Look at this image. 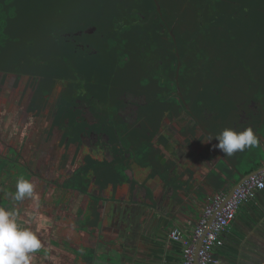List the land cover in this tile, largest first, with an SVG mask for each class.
<instances>
[{
    "label": "flooded vegetation",
    "instance_id": "flooded-vegetation-1",
    "mask_svg": "<svg viewBox=\"0 0 264 264\" xmlns=\"http://www.w3.org/2000/svg\"><path fill=\"white\" fill-rule=\"evenodd\" d=\"M110 1L112 10L101 19L51 30L52 82L42 72L26 76L0 68V207L15 210L41 240L30 264L139 261L136 214L168 183L176 194L182 186L193 188L190 179L202 165L192 148L200 152L203 140L208 152L214 150L204 131L212 134L217 96H233L217 88L216 74L198 61L217 39L197 43V54L190 55L186 38L206 36L197 25L202 18L211 29L232 28L238 22L232 15L242 9L248 19L253 8L246 2L232 10L227 0H211L229 6L219 7L224 13L186 16L183 9L169 13L160 5V12L155 5L156 13H144L132 9L135 0ZM243 104L240 121L257 112L256 104ZM237 125L244 130L250 122ZM184 128L190 135L181 133ZM188 164L193 168L186 167L180 184L161 172L176 175ZM20 178L34 185V196L16 201ZM121 205H132L133 213L120 222Z\"/></svg>",
    "mask_w": 264,
    "mask_h": 264
},
{
    "label": "rangeland",
    "instance_id": "rangeland-1",
    "mask_svg": "<svg viewBox=\"0 0 264 264\" xmlns=\"http://www.w3.org/2000/svg\"><path fill=\"white\" fill-rule=\"evenodd\" d=\"M104 1L107 0H0V68L14 73L26 74V76H36V73L42 72L43 77L49 78V81L52 82L53 71L57 70V66H53L50 61H47L50 60L54 49L51 47V39H53L51 30L71 29L77 22L76 27H79L80 24L87 22L92 17L99 19V16H104L108 12L99 4V2ZM117 1L118 5L124 3L122 0ZM149 1L135 0L131 3L132 9L144 13L153 12L156 2L152 3L154 0ZM158 1L163 11L175 13L183 9L186 16H209L205 12L212 11L224 13L226 9L220 10L219 7L229 6L224 1H221L220 5H213L211 0ZM227 1L232 5L233 10L238 2H246L249 7L253 8L249 13L250 17L248 19L242 18L241 16H247L246 11L242 9L238 14L232 15L234 16L233 21L236 19L238 22H232V28L227 24L226 27L229 28L225 29H211L207 23L208 20L202 18L204 22L199 21L197 25L201 26V32L206 31L207 34L203 39L196 32L188 36L186 38V45H188L186 50H190V55H195L197 54L195 50L197 43L202 44L205 42L204 40L214 43V39H217V45L214 48L209 45L204 53L205 57H200L198 61L203 62L208 67L210 74H216L217 88L224 86L233 95L231 97L233 100H225L217 96L215 109L218 108V103L222 105L226 102L230 108L233 107L237 113V120L240 122V112L237 105L243 102L247 104L246 107L250 108L251 103H253L250 92L255 87L253 84L255 76L251 75V70L247 69L243 59L245 60L247 54V57H250L251 66L257 70L256 45L257 42L264 43V0ZM201 23L202 25H200ZM114 27L111 25L110 28ZM217 35H221L222 38H218ZM122 37L126 42L129 36ZM214 57L219 58L220 62H217ZM185 59L186 63L190 61L188 56ZM192 60L197 61L196 58ZM222 78L226 79L224 83L221 82L223 81ZM50 82L47 83L49 88L52 86ZM259 95L261 98V93ZM253 97L256 96L252 95ZM237 98L240 99L239 103L236 101ZM246 100L248 101L245 102ZM233 123V128H235L236 120ZM181 133L190 135L191 132L189 128H184ZM152 162H155L153 157L150 160V163ZM161 172L165 176L170 174L165 169H162Z\"/></svg>",
    "mask_w": 264,
    "mask_h": 264
},
{
    "label": "water",
    "instance_id": "water-1",
    "mask_svg": "<svg viewBox=\"0 0 264 264\" xmlns=\"http://www.w3.org/2000/svg\"><path fill=\"white\" fill-rule=\"evenodd\" d=\"M155 2L160 11L161 6L158 0H155ZM250 119L251 116H248L245 121L240 122L247 123L250 122ZM204 132L214 146V150L208 152V147L204 148L203 140L198 145L201 148L200 152L192 148L194 153L200 156L199 162H201L202 165L198 167L196 177L190 179V185H193V188L190 189L186 186H182L180 190H176V192L180 193L176 194L175 185L173 183H168L160 196L149 197L148 200L150 203L136 214L139 226L138 235L140 238L136 244L137 258L139 261H136L135 264H178V262L184 264L185 253L183 240L173 239L170 233L173 228L177 227L182 231L184 238L193 235L194 230L191 235L185 232L183 229L184 222L188 221L190 217L194 218L195 215H198L200 212L202 216L204 215L205 207L208 204V197L205 200V196H209V189L214 190L216 188V175H225L221 166V161L226 160L225 154L217 147L218 141L214 136L210 134L207 129H205ZM194 157H196V155H194ZM190 166L189 164L188 166L180 165V172L178 174L172 175V173H170L167 176L172 178V182L180 184L181 181H179V178L181 174L186 170V167ZM262 168H264V166ZM248 175L249 174L241 176V179L227 194V198L231 196L234 189L237 188ZM227 177V175L224 176V178ZM155 182L159 184V175H157V180H155ZM260 192L262 191H258L255 197L246 205L252 206V216L254 219L264 215V199L262 197L264 193L262 192L260 195ZM138 205H140V203H138L137 206ZM161 209H163V213H161ZM132 213V205H121L116 216L121 222L126 214L132 215ZM213 217L214 215L211 216L205 231L197 241L194 258L195 264H198V250ZM180 218L182 219L181 224H179ZM248 229L250 228L248 227ZM178 249H181L179 254L183 256V260H177L176 258Z\"/></svg>",
    "mask_w": 264,
    "mask_h": 264
},
{
    "label": "crops",
    "instance_id": "crops-1",
    "mask_svg": "<svg viewBox=\"0 0 264 264\" xmlns=\"http://www.w3.org/2000/svg\"><path fill=\"white\" fill-rule=\"evenodd\" d=\"M256 52L257 70L251 66L250 57H247V54L245 55V60L243 59V63H246L247 69L251 70V75L255 76V80L253 81L255 87L252 92H250V94L255 95L256 97L252 98V95H250V98L253 101V103L251 104H256L257 112L252 115L248 114V116H251L249 126L257 135L259 146L254 148H246L243 152H236L230 157L226 156V160L221 161V166L223 168L224 174L228 177L224 178L225 175H216V188L214 190H211L209 196L204 195L205 200L208 197L207 201L209 200V197H211L215 193L225 192L226 194H228L233 186L241 179V176L250 174L256 170L261 169L264 166L263 42H257ZM259 93H261V98ZM229 100L233 99H231L230 97ZM236 101L237 103H239L240 99L237 98ZM247 101L248 100H246L245 102ZM243 105L246 107L247 104L244 103ZM217 107L219 109L216 108L218 112L215 115L212 134L218 141L216 137L220 134V132L228 127L233 128L234 120H236V122H238V120L236 117L237 113L233 110V107L230 108L228 106L229 108H226L225 106H221L219 103ZM237 107L239 108L240 106L237 105ZM234 129H238L237 123H235ZM240 130L242 131V129ZM261 191L264 193V189ZM262 192H260V195ZM262 197L264 199V196ZM247 203L239 208L235 220L232 222L230 227L222 234V237L224 238V244L216 246L214 248L212 257L215 261L213 264H264V215H262L260 218L254 219V217L252 216V206H246ZM200 213L198 215H195L194 218L190 217L188 221L184 222L183 229L187 234H192L195 226L198 224L199 220L202 217V213L201 215ZM181 221L182 219L180 218L179 224H181ZM248 227L250 229H248ZM179 251L181 252V249H178L176 258L177 260H183V256L179 254ZM178 264H181V262H178Z\"/></svg>",
    "mask_w": 264,
    "mask_h": 264
},
{
    "label": "built area",
    "instance_id": "built-area-1",
    "mask_svg": "<svg viewBox=\"0 0 264 264\" xmlns=\"http://www.w3.org/2000/svg\"><path fill=\"white\" fill-rule=\"evenodd\" d=\"M264 189V168L250 173L241 184L234 189L230 197L225 192H218L209 197L204 215L195 226L194 233L184 238L182 231L173 228L170 236L175 240H183L184 264H195V248L198 239L205 231L211 216L214 215L208 230L205 232L198 250V264H213L212 252L216 246L224 244L222 234L235 220L239 208L253 199L258 191Z\"/></svg>",
    "mask_w": 264,
    "mask_h": 264
},
{
    "label": "clouds",
    "instance_id": "clouds-1",
    "mask_svg": "<svg viewBox=\"0 0 264 264\" xmlns=\"http://www.w3.org/2000/svg\"><path fill=\"white\" fill-rule=\"evenodd\" d=\"M216 138L217 147L229 157L246 148L259 146L258 137L251 127L242 131L228 127ZM33 196L34 185L27 179H18L14 199L22 201ZM41 249V240L34 231L20 223L18 213L0 207V264H30V254Z\"/></svg>",
    "mask_w": 264,
    "mask_h": 264
},
{
    "label": "trees",
    "instance_id": "trees-1",
    "mask_svg": "<svg viewBox=\"0 0 264 264\" xmlns=\"http://www.w3.org/2000/svg\"><path fill=\"white\" fill-rule=\"evenodd\" d=\"M109 3H111V1L110 0H107V1H104V2H99V4L102 6V7H104L105 9H107L108 7V9L109 10H107V11H111L112 10V6H111V4H109ZM152 3H154V2H152ZM151 3V4H152ZM154 7V6H153ZM230 7H231V9H232V5H230ZM127 8H129V7H127ZM233 10V9H232ZM250 10H251V8H250ZM154 13H156L157 12V9H156V7H154V11H153ZM160 12H161V10H160ZM250 13H251V11H250ZM249 16V15H248Z\"/></svg>",
    "mask_w": 264,
    "mask_h": 264
}]
</instances>
